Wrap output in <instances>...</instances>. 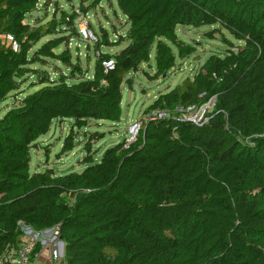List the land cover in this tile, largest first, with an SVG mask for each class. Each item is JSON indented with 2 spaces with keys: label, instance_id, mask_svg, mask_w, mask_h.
Masks as SVG:
<instances>
[{
  "label": "trees",
  "instance_id": "1",
  "mask_svg": "<svg viewBox=\"0 0 264 264\" xmlns=\"http://www.w3.org/2000/svg\"><path fill=\"white\" fill-rule=\"evenodd\" d=\"M39 2L0 0V104L28 76L38 86L0 119V257L18 248L23 222L34 230L59 225L61 264H264V0H116L128 28L114 40L100 29L91 76L68 50L89 11L48 19L49 3ZM178 25L220 27L241 45L224 40L223 54L212 53L144 116L215 97L208 123L143 117L136 142L110 147L99 160L91 143L103 133H93L80 173H29L32 149L55 122H117L129 74L153 56L157 79L192 54ZM123 43L118 53L102 50ZM47 60L66 71L51 78L33 66ZM73 148L67 137L60 154Z\"/></svg>",
  "mask_w": 264,
  "mask_h": 264
},
{
  "label": "rangeland",
  "instance_id": "2",
  "mask_svg": "<svg viewBox=\"0 0 264 264\" xmlns=\"http://www.w3.org/2000/svg\"><path fill=\"white\" fill-rule=\"evenodd\" d=\"M39 3L42 6L49 3L47 6L48 19L54 15L57 20H60L64 12L79 11L80 8L89 11L87 14L80 15L78 19L86 18L88 20L93 30L91 31L92 39L86 42L79 39L71 40L68 45L73 63L77 57L82 71H88L89 76L93 74L97 54L95 45L97 36H100V29L106 30L109 38L114 40L117 34H123L128 28L124 17L117 8L116 0H103L101 2L96 0H40ZM38 16L43 20L42 12ZM175 32L179 40L193 48L192 54L183 59L176 58L174 69L162 77H156L157 79H154L153 56L149 64L151 67L145 64L137 73L129 74L127 78L131 81V87L122 86L121 112L117 122L87 120L81 128L74 127L72 122L68 120L55 122L48 133L38 139L35 148L32 149L29 173H43L49 169L61 176L70 172H82L87 166L85 163L87 151L84 149V145L93 133H103L101 139L91 143L92 156L95 160H99L106 149L125 141L130 125L135 122L138 123L144 117V111L155 101L156 97L168 92L187 77L193 76L212 53L223 54L229 48L224 40L229 41L233 46L241 45L239 41L220 27L194 28L178 25ZM124 46L123 43L102 50L109 54H115ZM64 49L65 47L61 45L54 52L59 54ZM173 52L175 54L176 49H173ZM33 66L47 71L51 78H55L56 75H61L66 71V68L56 60H47V63ZM143 72H146L147 75H144ZM20 88L21 91L0 104V119L7 111L18 105L19 99L36 91L38 86H36L34 78L28 76L23 80ZM70 136L74 140V148L72 151L61 155L62 143L65 138ZM138 136L139 133L135 142ZM66 200L69 203L73 202L72 199L67 198Z\"/></svg>",
  "mask_w": 264,
  "mask_h": 264
},
{
  "label": "built area",
  "instance_id": "3",
  "mask_svg": "<svg viewBox=\"0 0 264 264\" xmlns=\"http://www.w3.org/2000/svg\"><path fill=\"white\" fill-rule=\"evenodd\" d=\"M78 39L86 42L92 39L93 34L89 29V22L86 18H80L76 22ZM15 44L12 38L7 36V45ZM106 67H111L112 63L105 64ZM215 104V97H212L202 106H179L173 108L154 109L145 114L143 121H156L161 119H169L176 123H190L194 126L201 127L208 123L209 114ZM210 109V110H209ZM142 121L135 122L128 128V133L125 138V147L135 142V138L139 133ZM18 228L21 233V240L18 248H8L4 250L0 257V264H31L33 260L47 253L51 264H58L62 259V251L64 247L63 241L60 239V227L55 225L48 229L34 230L32 227L25 225L23 222H18ZM37 250L36 252H34Z\"/></svg>",
  "mask_w": 264,
  "mask_h": 264
},
{
  "label": "crops",
  "instance_id": "4",
  "mask_svg": "<svg viewBox=\"0 0 264 264\" xmlns=\"http://www.w3.org/2000/svg\"><path fill=\"white\" fill-rule=\"evenodd\" d=\"M64 247H65V244H64ZM64 247H63V251H62V259L64 257ZM62 259L58 262V264H61ZM31 264H51V261L48 258L47 253H44L43 255L39 256V258H37L36 260H33L31 262Z\"/></svg>",
  "mask_w": 264,
  "mask_h": 264
}]
</instances>
